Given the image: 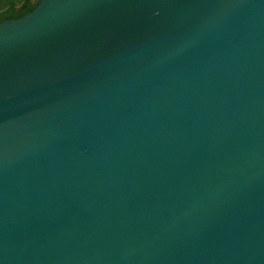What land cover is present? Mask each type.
Listing matches in <instances>:
<instances>
[{"label":"water","instance_id":"95a60500","mask_svg":"<svg viewBox=\"0 0 264 264\" xmlns=\"http://www.w3.org/2000/svg\"><path fill=\"white\" fill-rule=\"evenodd\" d=\"M0 264H264V0L0 22Z\"/></svg>","mask_w":264,"mask_h":264},{"label":"flooded vegetation","instance_id":"af4514ba","mask_svg":"<svg viewBox=\"0 0 264 264\" xmlns=\"http://www.w3.org/2000/svg\"><path fill=\"white\" fill-rule=\"evenodd\" d=\"M39 1L40 0H0V18H2V20H7L13 18L11 16H20L30 12L31 9L36 7ZM3 13H6V15Z\"/></svg>","mask_w":264,"mask_h":264},{"label":"trees","instance_id":"16d2710c","mask_svg":"<svg viewBox=\"0 0 264 264\" xmlns=\"http://www.w3.org/2000/svg\"><path fill=\"white\" fill-rule=\"evenodd\" d=\"M34 8H35V7H34ZM34 8H33V9H34ZM33 9H31L30 11H32ZM3 14H4V13H3ZM3 14H2V15H3ZM4 15H6V13H5ZM23 15H24V14H22V15H20V16H11V17H13V18H9V19H16V18H19V17H21V16H23ZM4 17H5V16H4ZM7 17H8V16H7ZM1 21H3L2 18H0V22H1Z\"/></svg>","mask_w":264,"mask_h":264}]
</instances>
